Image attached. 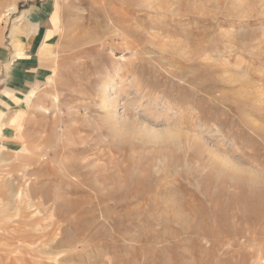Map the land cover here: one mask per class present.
Wrapping results in <instances>:
<instances>
[{
	"label": "rangeland",
	"instance_id": "rangeland-1",
	"mask_svg": "<svg viewBox=\"0 0 264 264\" xmlns=\"http://www.w3.org/2000/svg\"><path fill=\"white\" fill-rule=\"evenodd\" d=\"M0 182V264H264V0H0Z\"/></svg>",
	"mask_w": 264,
	"mask_h": 264
},
{
	"label": "bare ground",
	"instance_id": "bare-ground-1",
	"mask_svg": "<svg viewBox=\"0 0 264 264\" xmlns=\"http://www.w3.org/2000/svg\"><path fill=\"white\" fill-rule=\"evenodd\" d=\"M110 22H112V21L110 20ZM133 43L128 42L129 46L132 47V49H134L136 47ZM114 115H115V113H114ZM120 121H122V120H119L116 123L121 124L122 122H120ZM0 184H1V182H0ZM2 185L4 186L3 183H2ZM5 188L6 187L0 186V245H2V247L0 248V252L3 251V253L4 252L7 253L6 249H8L9 251L14 250V252H16L15 257L18 259L21 258V260L23 261L24 256H25L24 253H26L25 249L28 247H31L34 242L38 241L39 237L41 238L42 234L38 231L39 229H34L35 230L34 232H32V231L29 232L27 230H24L23 229L24 227L21 224V222H18L16 224L12 225V223L10 222V219L12 217L11 215H13V214L10 213L9 211L10 210L12 211V209H13L15 211L14 216H20L21 215V216L25 217V216H27L26 209L28 207H10L11 205H13L15 197H18V193H12L14 190H11V189L10 190L12 192L8 191L9 188H12V187H9L8 190H6ZM10 196H12V197L10 198ZM15 243H16V245L14 246V249H10V246L12 244L14 245ZM5 246L8 248H6ZM22 246H24L26 248H24ZM39 249L41 250L42 246H40Z\"/></svg>",
	"mask_w": 264,
	"mask_h": 264
},
{
	"label": "crops",
	"instance_id": "crops-1",
	"mask_svg": "<svg viewBox=\"0 0 264 264\" xmlns=\"http://www.w3.org/2000/svg\"><path fill=\"white\" fill-rule=\"evenodd\" d=\"M48 33H46V35H47ZM44 35H45V33H44ZM48 38V37H47Z\"/></svg>",
	"mask_w": 264,
	"mask_h": 264
}]
</instances>
